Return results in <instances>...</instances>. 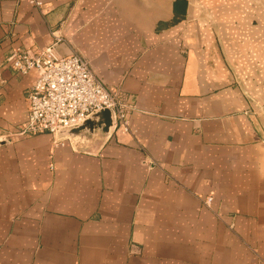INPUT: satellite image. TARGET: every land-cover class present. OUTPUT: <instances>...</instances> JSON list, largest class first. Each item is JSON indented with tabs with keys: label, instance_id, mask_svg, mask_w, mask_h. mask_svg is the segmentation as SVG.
I'll return each mask as SVG.
<instances>
[{
	"label": "crops",
	"instance_id": "1",
	"mask_svg": "<svg viewBox=\"0 0 264 264\" xmlns=\"http://www.w3.org/2000/svg\"><path fill=\"white\" fill-rule=\"evenodd\" d=\"M39 1L0 0V62L58 35L136 109L15 135L33 76L4 70L0 264H264V0Z\"/></svg>",
	"mask_w": 264,
	"mask_h": 264
},
{
	"label": "built area",
	"instance_id": "2",
	"mask_svg": "<svg viewBox=\"0 0 264 264\" xmlns=\"http://www.w3.org/2000/svg\"><path fill=\"white\" fill-rule=\"evenodd\" d=\"M40 9L39 0H28ZM56 42L62 38L55 35ZM42 48L9 51L0 62V89L6 83L4 70L33 76L26 92L27 116L15 135L47 132L63 143L64 135L83 124L90 116L108 109L113 125L131 131L129 119L136 109L132 93L111 87L97 77L89 61L77 50L59 54L54 44ZM211 197L203 200L209 205Z\"/></svg>",
	"mask_w": 264,
	"mask_h": 264
},
{
	"label": "water",
	"instance_id": "3",
	"mask_svg": "<svg viewBox=\"0 0 264 264\" xmlns=\"http://www.w3.org/2000/svg\"><path fill=\"white\" fill-rule=\"evenodd\" d=\"M111 124H112V121H111L110 111L108 109H103L93 114L83 124L72 129L71 131L67 133L74 134L84 129L93 130L94 128H97V127L102 128L104 131H106L110 127Z\"/></svg>",
	"mask_w": 264,
	"mask_h": 264
}]
</instances>
